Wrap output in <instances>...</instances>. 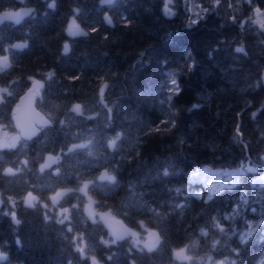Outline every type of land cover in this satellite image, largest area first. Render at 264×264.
<instances>
[{"label":"trees","instance_id":"1","mask_svg":"<svg viewBox=\"0 0 264 264\" xmlns=\"http://www.w3.org/2000/svg\"><path fill=\"white\" fill-rule=\"evenodd\" d=\"M52 2L0 0V13L22 12L0 22V125L16 131L33 81L50 121L0 145V264H264V183L250 180L264 171V0ZM244 163L255 171L209 195L189 178ZM88 206L158 240L117 241Z\"/></svg>","mask_w":264,"mask_h":264},{"label":"rangeland","instance_id":"2","mask_svg":"<svg viewBox=\"0 0 264 264\" xmlns=\"http://www.w3.org/2000/svg\"><path fill=\"white\" fill-rule=\"evenodd\" d=\"M248 1V0H247ZM258 7H254L253 11H254V23L261 29H264V27H261V23H264V10L262 11L260 8V13L257 14L255 9ZM13 13H21L19 11L13 12ZM72 21H70L69 27L71 26ZM71 30H72V26H71ZM41 83L38 81H33V83L31 84V88L37 92L39 87H40ZM20 138V135L18 133V131H9L8 129H6L5 127L0 125V145H5V146H11L14 145L17 140ZM55 159L53 156H48L46 159V163H51L53 162ZM255 169L254 166H251L247 163H244L236 168H214L212 166L206 165L200 168H197L193 171L190 172L189 174V178L190 180H195V181H201L207 192L208 195L211 194L212 192L215 191H219L221 189H223L224 187H231L234 186L235 184H237L238 182H240L241 179V175L245 174L247 172H252L249 171V169ZM250 180L252 181V183L258 182V183H264V171L261 175H252ZM199 193L200 192H196ZM56 197H58V195H56ZM27 202H29V200L31 199V197H27ZM33 199H31L32 201ZM88 212L89 214H94L92 208L90 206H88ZM95 215V214H94ZM95 216H97L98 218L102 219L104 216H111L109 213H105V214H96ZM147 231H149L148 229H145L144 232H136V231H130L131 235H130V240H132V242L137 245H143L145 247L150 246L149 244L147 245L146 241H145V234L147 233ZM250 231H247V233H249ZM133 233H135V235H133ZM1 253V252H0Z\"/></svg>","mask_w":264,"mask_h":264},{"label":"water","instance_id":"3","mask_svg":"<svg viewBox=\"0 0 264 264\" xmlns=\"http://www.w3.org/2000/svg\"><path fill=\"white\" fill-rule=\"evenodd\" d=\"M101 4H107L102 3ZM6 12V11H5ZM0 13V22L3 21V13ZM107 15H105V20ZM108 18V17H107ZM16 44H22L15 42ZM5 57L7 58L5 60ZM9 62V57L7 55L0 56V68H4ZM36 98L37 92H35L31 87L27 88L17 99L16 106L12 112V124L16 131H18L20 137L22 139H30L34 137L41 127L47 126L50 124V121L46 118V116L37 109L36 107ZM47 121V123H45ZM107 174V176L112 175L108 174L106 170H102L97 179L101 180L100 177ZM107 179V178H105ZM109 180V179H108ZM113 181V180H110ZM105 229L110 233V236L117 241L124 240L130 234V227L127 226L121 219L114 216H104L102 218ZM145 240L147 243H154L158 240V233L154 230L145 234ZM180 251V250H179ZM177 251L174 253V256L177 259H183V253L180 257L177 256Z\"/></svg>","mask_w":264,"mask_h":264},{"label":"snow or ice","instance_id":"4","mask_svg":"<svg viewBox=\"0 0 264 264\" xmlns=\"http://www.w3.org/2000/svg\"><path fill=\"white\" fill-rule=\"evenodd\" d=\"M112 2H113V0H102V3L111 4ZM216 3L219 4V0H216ZM49 7H51V8H55V2H54V0H53V2H52L51 4H49ZM29 11H31V10H29ZM164 11H165V15H167V16H172V15L175 14V13H173V12L171 11V9L168 8L167 4L165 5V9H164ZM255 11H256L257 14H259L261 10H260L259 8H256ZM28 14H29V12H25V13H23V15H28ZM21 15H22L21 13L5 12V13H3V17H2V19H3V20H15V22H16L17 24H19V23H20V17H21ZM106 19H107V22L110 24V23H111V20H110L109 18H107V17H106ZM193 22H195V21H193ZM261 27H264V23H261ZM94 30H95V29H94ZM69 34H70V35H76V34H77V33L72 32V30H71V26L69 27ZM81 34H83V35H87V33H81ZM24 47H27V45H26V44H16V45H13V48H17V49H19V48H24ZM67 51H68V45L65 44V46H64V52L67 53ZM236 51H237V52H242V51H243V48H237ZM6 59H7V58L5 57V60H6ZM6 66H7V65H6ZM49 76H51V74H49ZM171 84H172V87L170 88V91L173 92L174 94L178 95L180 89H179V85H178L177 81H176L175 79H173V80L171 81ZM0 91H2L3 93H5V94H7V95H11V93L8 92V89H7V88H4V89H2V90H0ZM101 92H103V89H101ZM170 98H171V97H169V99H170ZM41 100L43 101V98H41ZM79 109H80V105H76V106H74L73 111H79ZM253 116H255V113H253ZM45 123H47V121H45ZM61 123H62V122H61ZM237 131H239V129H237ZM117 139H119V136H117L116 139L112 140V141L110 142L109 146L114 148V147L116 146V140H117ZM77 147H79V148H85V147H87V145H84V144H81V145H73V149H75V148H77ZM73 149H69V151L71 152ZM25 163H26V162H25ZM44 167H45L44 165L41 166V171H43V168H44ZM12 171H13L12 169H7V170H6V172H8V173H11ZM249 171H255V169H254V168H253V169H249ZM105 178H107V179H109V180H114V177L107 176V174H105L104 176H101V177H100L101 180H103V179H105ZM253 183H255V181H254ZM85 187H87V185H85ZM178 191H179V190H178ZM57 195H59V193H57ZM196 195H199V193H197ZM29 197H31V194H30V193H29ZM209 198H211V197H209ZM9 199H11V198H9ZM31 199H34V197L31 198ZM31 199L29 200V203H31ZM51 199L55 202L56 199H57V197H56V196H53ZM13 203H15V202L13 201ZM45 207H47V205H45ZM13 216H15L14 213H13ZM19 222H20L19 220L16 221V223H19ZM142 223H143V222H141V225H142ZM216 227L219 228V227H220L219 224H217ZM220 230L223 231L222 228H221ZM133 235H135V233H133ZM201 235H202V236H206L207 233H206L205 231L201 230ZM105 243H107V241H105ZM213 246H215V245H213ZM149 250H151V249H149ZM80 251H83V249H80ZM184 251H185L184 249H181V250L177 253V256L180 257L181 254H182ZM182 258H183V259H191V257H187V256H184V257H182ZM4 259H6L5 255L2 254V253H0V261H2V260H4ZM93 259H94V258H93ZM209 259H210V258H209ZM222 264H223V262H222Z\"/></svg>","mask_w":264,"mask_h":264},{"label":"clouds","instance_id":"5","mask_svg":"<svg viewBox=\"0 0 264 264\" xmlns=\"http://www.w3.org/2000/svg\"><path fill=\"white\" fill-rule=\"evenodd\" d=\"M4 255H5L6 259H7V256H6V254H4Z\"/></svg>","mask_w":264,"mask_h":264}]
</instances>
